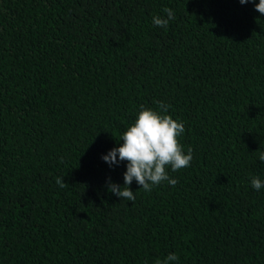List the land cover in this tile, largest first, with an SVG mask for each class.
I'll return each instance as SVG.
<instances>
[{
  "label": "trees",
  "instance_id": "16d2710c",
  "mask_svg": "<svg viewBox=\"0 0 264 264\" xmlns=\"http://www.w3.org/2000/svg\"><path fill=\"white\" fill-rule=\"evenodd\" d=\"M258 3L0 0V264H264ZM155 101L191 165L121 200L102 156Z\"/></svg>",
  "mask_w": 264,
  "mask_h": 264
},
{
  "label": "clouds",
  "instance_id": "9594fccd",
  "mask_svg": "<svg viewBox=\"0 0 264 264\" xmlns=\"http://www.w3.org/2000/svg\"><path fill=\"white\" fill-rule=\"evenodd\" d=\"M239 2L243 5L254 3V0H239ZM255 10L264 15V0H259V3L255 4ZM163 12L165 16H154L152 22L158 27L167 29L175 15L168 7H165ZM155 103L159 111L142 105L134 123L122 133L120 140L123 143L102 156L110 167L126 162V171L123 174L124 185L113 183L110 178L108 180V191L121 200L135 201L134 192L130 189L134 180L145 192H150L154 186L165 181L175 187L178 180L170 178L168 170L175 172L191 165L193 150L188 148L185 153L178 139L185 131L183 122L166 114L169 105L162 101ZM258 158L264 162V152H260ZM56 183L60 187L67 185L63 178L57 179ZM250 183L257 191L264 188V180L259 177H252ZM178 259L175 253H169L163 261L157 260L156 264H171Z\"/></svg>",
  "mask_w": 264,
  "mask_h": 264
}]
</instances>
